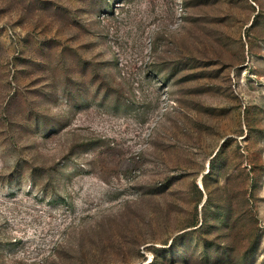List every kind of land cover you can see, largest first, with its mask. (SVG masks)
<instances>
[{"label":"rangeland","instance_id":"1","mask_svg":"<svg viewBox=\"0 0 264 264\" xmlns=\"http://www.w3.org/2000/svg\"><path fill=\"white\" fill-rule=\"evenodd\" d=\"M0 264H264V0H0Z\"/></svg>","mask_w":264,"mask_h":264}]
</instances>
